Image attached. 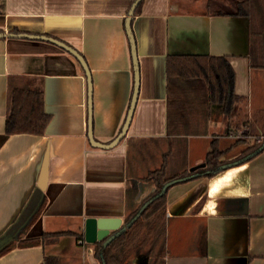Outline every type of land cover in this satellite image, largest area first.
<instances>
[{"label":"crops","instance_id":"obj_1","mask_svg":"<svg viewBox=\"0 0 264 264\" xmlns=\"http://www.w3.org/2000/svg\"><path fill=\"white\" fill-rule=\"evenodd\" d=\"M209 1L145 0L133 16L139 97L126 137L106 150L88 137L87 77L75 56L49 41L9 34L55 38L85 58L94 138L108 144L121 132L134 91L126 30L134 0H0V237L44 197L38 220L16 231L22 238L73 233L45 245L16 246L0 264H47V257L52 264H101L96 244L85 240L87 219H121L125 225L156 189L142 179L165 161L168 176L183 174L204 163L214 139L225 150L238 140L233 131L255 137L254 117L264 121V69L256 67L264 65V33L256 42L249 18L210 14ZM168 56L227 57L241 98L232 115L214 106L204 129L169 136ZM12 80L43 91L52 117L45 135L6 134ZM263 131L257 127L256 134ZM249 146L236 145L225 156L227 165L237 166L172 187L165 236L157 243L149 239L131 264H264V151L241 164ZM44 176L46 188L39 191ZM191 195L186 212L172 215Z\"/></svg>","mask_w":264,"mask_h":264},{"label":"trees","instance_id":"obj_2","mask_svg":"<svg viewBox=\"0 0 264 264\" xmlns=\"http://www.w3.org/2000/svg\"><path fill=\"white\" fill-rule=\"evenodd\" d=\"M137 0H134L133 4ZM145 0H142L135 10L134 16L141 12ZM232 3L221 4L210 0L207 5L208 13L213 15H232L247 17L252 24L253 36L257 42L264 33V0H237ZM229 5V7H225ZM131 6V8H132ZM261 22V23H260ZM264 69V65L256 66ZM167 77H168V120L167 131L169 136L180 135L182 132H196L197 126L191 117V110L203 106L204 115H208L214 106L222 107L224 115L228 118L235 110L236 103L240 97L235 90V71L227 57L214 56H168L167 58ZM9 115L6 120V134H30L35 136L45 135L51 122L45 108L44 93L41 90H25L12 80L9 84ZM199 104V105H198ZM206 113V114H205ZM263 115V114H262ZM264 116V115H263ZM255 121L251 124L252 133L256 134L257 127L264 129L262 116L254 117ZM198 123V121H196ZM204 123V119L202 121ZM203 125V124H202ZM195 126V127H194ZM202 127V126H201ZM231 125L227 124L226 134L230 135ZM238 138L237 132H232ZM258 138V143L251 145L242 153L241 158H247L264 144V131ZM238 138L233 147L243 143L244 140ZM233 147L222 150L218 139L211 142L210 150L204 161V167L196 172L186 171L183 174L168 176L167 162L165 161L160 169L149 172L142 179V182L153 183L156 187L154 193L147 198L143 204L134 211L127 223H130L138 214L142 206L152 200L138 219L121 235L114 238L107 246L105 241L95 245V255L101 264H131L133 253L139 252L149 239L153 243L159 242L165 236L166 218L168 210L169 190L183 182L173 183L162 193L163 188L176 180L187 176L201 173L198 178H213L217 174L226 170L223 166L227 165L225 156ZM264 151V148L260 153ZM259 153V154H260ZM257 154L256 156H258ZM253 156L247 161L252 160ZM244 162V163H245ZM242 164V163H241ZM196 179V178H195ZM193 180V179H192ZM188 182V181H186ZM45 205V197L31 210V213L17 220L8 231L7 235L13 236V241L2 251L0 257L10 252L16 246L21 248L45 245L52 239H57L65 235H73L70 232L45 233L39 238H22L20 232L16 231V226L28 227L32 225L41 215ZM19 222V224H18ZM26 224V225H25ZM24 228V227H23ZM21 228V229H23ZM20 229V231H21ZM81 239L83 237L81 236ZM55 260L47 257L45 262L52 264Z\"/></svg>","mask_w":264,"mask_h":264},{"label":"water","instance_id":"obj_3","mask_svg":"<svg viewBox=\"0 0 264 264\" xmlns=\"http://www.w3.org/2000/svg\"><path fill=\"white\" fill-rule=\"evenodd\" d=\"M142 0H137L131 10H130V15L126 20V30L127 34L130 40V45H131V52H132V58H133V65H134V91H133V96L130 104V108L127 113V117L125 120V123L121 129V132L119 135L110 143L108 144H103L99 143L95 140L94 138V129H93V82H92V75L91 71L89 69V66L85 60V58L75 49L72 47L68 46L64 42L57 40L55 38L47 37V36H36V35H28V34H9L10 38H28V39H36V40H45L49 41L51 43H54L68 52H70L75 58L79 61L81 64L82 68L85 71L86 77H87V84H88V111H89V123H88V137L91 142V144L94 147H98L101 149H112L116 147L127 135L129 127L131 125V122L133 120V116L135 113V109L137 106V101L139 97V91H140V67H139V61H138V55H137V43L135 39V35L132 30V19L135 13V10L137 9L138 5L140 4ZM1 37V35H0ZM264 148L263 146L258 149L256 152L248 156L247 158H244L242 160V164L246 161L252 158L253 156H256L261 152V150ZM231 164L223 166V168H231L233 166H237V164H234L230 167ZM204 164H201L195 168H192L190 171L191 172H196L198 169L203 168ZM201 176V173H196L191 176H187L185 178L176 180L172 183L167 184L164 188L162 193H164L169 186H171L173 183H180V182H186L190 181L192 179L198 178ZM46 178L45 176L40 180L39 182V191H43L46 188ZM154 198H152L153 200ZM148 201L145 203L142 208L139 210L138 214L134 217V219L128 223L123 225L121 219H113V218H89L85 222V240L88 244H96L98 242L105 241L104 246H107L114 238L117 236L121 235L123 232H125L133 223L136 219L139 218V216L142 214V212L146 209V207L150 204L152 201ZM195 200V195L189 196L186 200H184L176 210H173L171 212L172 215H183L186 210L190 207V205L194 202ZM26 225V224H25ZM13 241V236L12 235H7L4 234L3 236L0 237V251H2L8 244H10Z\"/></svg>","mask_w":264,"mask_h":264},{"label":"rangeland","instance_id":"obj_4","mask_svg":"<svg viewBox=\"0 0 264 264\" xmlns=\"http://www.w3.org/2000/svg\"><path fill=\"white\" fill-rule=\"evenodd\" d=\"M229 3H232L233 1L232 0H227ZM235 2H237V0H234ZM218 3H220V2H218ZM225 7H229V5H227V6H225ZM199 105V104H198ZM220 107V106H219ZM204 108L203 106L201 107V106H199L198 108H194V109H192L191 110V117H192V119H194V122L196 123V125L195 126H197L196 127V129L194 128V130H197V131H199V130H201V129H204V128H202L201 126H203L204 124H206V123H203L202 121H203V119L205 118V115H204V110H202V109ZM206 114V113H205ZM196 121H198V123L196 122ZM203 124V125H202ZM194 126V127H195ZM196 131V132H197ZM255 135V137H251V136H248V135H242V134H238V136L240 137V138H242L241 140H244L243 141V143H240V144H250V145H255V144H257L258 143V138H256V137H259V134H254ZM238 137V138H239ZM237 154V153H236ZM235 155V153L234 154H232L230 157H233ZM154 164H155V162H154Z\"/></svg>","mask_w":264,"mask_h":264},{"label":"built area","instance_id":"obj_5","mask_svg":"<svg viewBox=\"0 0 264 264\" xmlns=\"http://www.w3.org/2000/svg\"><path fill=\"white\" fill-rule=\"evenodd\" d=\"M83 243H84V241H83V240H81V241H80V244H83Z\"/></svg>","mask_w":264,"mask_h":264}]
</instances>
